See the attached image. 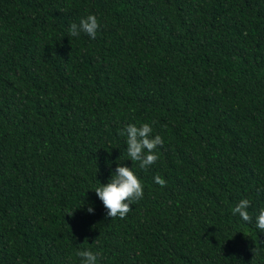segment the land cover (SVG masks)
Returning <instances> with one entry per match:
<instances>
[{"label":"trees","instance_id":"1","mask_svg":"<svg viewBox=\"0 0 264 264\" xmlns=\"http://www.w3.org/2000/svg\"><path fill=\"white\" fill-rule=\"evenodd\" d=\"M143 123L147 169L120 135ZM118 164L144 195L111 219ZM261 208L264 0H0V264H264Z\"/></svg>","mask_w":264,"mask_h":264},{"label":"clouds","instance_id":"2","mask_svg":"<svg viewBox=\"0 0 264 264\" xmlns=\"http://www.w3.org/2000/svg\"><path fill=\"white\" fill-rule=\"evenodd\" d=\"M100 23L94 14H89L80 19L78 23L73 22L68 28L69 36L79 37L81 33L86 34L91 39H95ZM153 128L148 123L140 126L128 124L120 131L121 136H126V154L132 162H138L141 169H147L153 165L159 158L156 153L158 146H163V139L160 135L152 137ZM154 182L160 186H166V181L161 176L154 177ZM97 197L102 201L107 215L111 219L126 218L132 210L131 205L137 203L143 198L144 189L140 179L133 170L126 166L117 165L110 180L106 184L99 183L93 190ZM249 199H242L233 208V215H239L243 221L251 222L252 216L248 212L250 207ZM89 207L87 211L93 212ZM72 213L68 214L71 215ZM256 226L261 232H264V208L259 210L256 216ZM256 249H254V254ZM76 255L80 257L81 264H97L101 258L99 252L92 250H78Z\"/></svg>","mask_w":264,"mask_h":264}]
</instances>
